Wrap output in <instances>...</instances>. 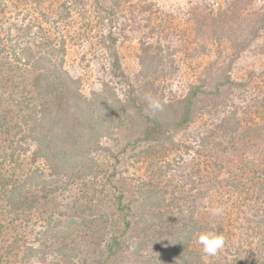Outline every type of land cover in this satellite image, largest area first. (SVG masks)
<instances>
[{
    "label": "rangeland",
    "instance_id": "1",
    "mask_svg": "<svg viewBox=\"0 0 264 264\" xmlns=\"http://www.w3.org/2000/svg\"><path fill=\"white\" fill-rule=\"evenodd\" d=\"M0 1V39L3 42L10 43L8 33L15 34L21 41L20 28L25 34L33 33L34 41L27 38L35 43L31 47L50 56L51 64L59 63L61 69L77 81L83 95L101 93L109 100L123 98L128 82L136 94L141 92L145 103L147 97L157 100L160 95L181 98L187 86L198 83L199 79L211 84L226 64L220 57L233 52V44L247 34L264 10V0H130L115 15L116 50L123 79L112 74L109 52L100 41L108 26L105 12L95 0ZM111 2L102 0V5L108 8ZM26 26L30 30L27 31ZM12 43H16L15 39ZM235 57L231 75L235 81L249 85L246 95L252 99V108L244 99L242 101L247 104L251 119L248 126L252 131L244 129V135L235 136L228 128L230 110L223 106L218 110L211 102L201 103L194 111V122L189 130L172 136L174 142L162 146L136 143L124 153L121 149L137 139L140 130L132 122L124 121L117 126L115 121L101 139V145L110 151L94 153L96 177L74 170L55 175L38 193V210H31L25 217L20 211L6 216L0 213V224L16 226L15 231L10 225L9 230H3L4 235H0V264L20 263L25 246L35 251L30 253L32 256L22 258L25 264H95L106 240L122 230V215L115 207L119 193L131 206L133 216L127 218L129 229L121 239L120 250L109 260L110 264L153 260L159 264H176L170 257L159 255L178 236L177 229H185L180 215L183 222L193 216L190 226L196 229V234L211 231V226L222 222L224 231H229L231 242L226 246L234 249V264H252L257 255H261L258 246L264 240V227L248 224L245 217L251 214L235 220L232 205L238 202L237 195L235 200L225 201L231 204L226 213L215 217L210 214L211 209L222 206L218 203V188L235 180H249L253 177L249 169L264 167V115L260 109L256 111L264 95V79L258 78L264 77V33L248 50ZM119 107L117 104L118 114ZM125 114H119L122 120ZM213 129L221 137L220 144L218 139L212 142L220 145L219 152L210 150L203 141ZM18 144L19 148L14 151L18 159L16 165L26 171L34 145L23 138ZM118 153L119 160L115 161L111 154ZM213 162L219 167L211 169ZM113 165L116 167L112 176ZM241 168L245 171L234 178L233 174ZM143 188L160 191L164 195L163 207L153 209L152 213L142 210L137 195ZM262 195L264 192L260 193ZM51 215L59 223L48 224ZM149 221L153 224L146 226ZM11 232L17 235H10ZM246 237H250V245L244 242ZM14 239H19L15 245L20 249L12 251L6 245L9 242L3 241ZM184 249L194 264H210L196 240ZM222 255L221 250L214 258L221 259ZM223 262H226L224 258Z\"/></svg>",
    "mask_w": 264,
    "mask_h": 264
},
{
    "label": "trees",
    "instance_id": "2",
    "mask_svg": "<svg viewBox=\"0 0 264 264\" xmlns=\"http://www.w3.org/2000/svg\"><path fill=\"white\" fill-rule=\"evenodd\" d=\"M128 1L130 0H112L107 8L102 5V0H95L96 4L105 12L104 18L108 26L107 32L101 35L100 41L105 44V48L109 52L112 74L123 79L121 60L116 50L118 39L115 35L117 25L115 15L117 10L122 9ZM65 3L66 1L62 2L64 7H66ZM1 6L2 1H0V8ZM227 8L231 9L229 6ZM25 29L30 30L27 26ZM263 33L264 10L247 34L233 44L232 55L220 57L226 64L211 84L208 85L205 79H199L198 83H190L187 86L186 92L181 98L171 99L160 95L157 100L163 104V109L155 115L147 110V103L143 102L145 97L141 95V92L136 94V90L128 82L127 94L123 98L113 97L109 100L108 96L101 93H94L91 96L83 95L78 89L77 81L71 79L67 72L61 69L59 63L51 64L50 56L31 47L34 41L33 33L25 34L20 28L18 35L22 37L21 41L16 39L15 34L8 33L11 38L10 43L5 41L4 43L0 39V202H2L0 213L6 216L20 211V214L25 217L31 210H38V193L52 182L51 177L55 175L74 170V172L82 171L83 174H93L96 177L98 170L94 153L110 151L101 145V139L106 134V129L115 121L117 126L122 125L124 121L132 122L140 130V136L133 142H128L121 149V152L124 153L135 147L136 143H155L162 146L167 142H174L172 136L189 130L194 122V111L201 103L211 102L212 106H218V110L220 106L230 110L228 111L230 114L228 128L229 131H234L235 136L244 135V129L252 131L253 129L248 126L251 119L247 114V104L250 109L252 108V99L250 96L248 98V94L246 95L249 85L235 81L232 78L231 70L235 56L248 50ZM28 37H31L33 41L27 39ZM14 39L16 43H12ZM218 40L220 39L218 38ZM252 75H249L251 79ZM258 78L264 79L263 76H258ZM153 91L155 92L154 89ZM243 99L247 102L246 105L243 103ZM117 104L120 106L119 114L126 112L123 120L117 113ZM31 105L33 106L30 107ZM259 109L264 115V95L263 101L256 111ZM26 130L27 132L24 133ZM215 130L210 131L203 141L207 144L205 146L209 145L210 150L219 152L218 146L220 145L212 144L217 139L220 144L221 140ZM12 131H14L13 135ZM22 138L28 139L30 145H34L31 157L28 158L29 162H26V171L24 168L19 169L21 165L19 167L16 165L18 159L14 155ZM210 138L212 139L210 140ZM118 155L119 153L111 154V157L118 161ZM113 166L112 176L115 175L116 167ZM218 167V163L215 162L211 165V169ZM243 171L245 170L242 168L238 169L236 174H233L234 178H237L235 175L242 174ZM248 172L253 176L249 177V180H235L227 186L218 188V203H222L220 209L226 213V209L231 207V204L226 203L231 199L235 200L234 196L237 195L238 202L236 201L232 205L235 210V220L251 214L249 218L245 217L246 222L253 223L257 227H264V205L262 206L264 196H260V193L264 192V167L256 166L249 169ZM137 200L140 202L142 210L151 213L153 209H160L165 204L164 195L160 194V191L156 192L150 188L139 189ZM115 207L122 215V230L119 235L114 234L106 240L95 264H110L109 260L120 250L121 239L129 229L130 222L127 218L133 216V213L131 206L124 202L122 193L115 197ZM253 207L255 208L253 209ZM52 216L48 218L50 225L57 222L53 220ZM192 218V215L189 216L186 223L183 222L180 215L181 226L185 229L181 230V227L177 229L180 233L159 256L170 257L176 264H194L191 257L185 254L186 249H184L196 240V229L190 226ZM140 219L146 221L144 217H140ZM151 224L153 222L149 221L146 226ZM10 225L12 226L11 230L15 231L16 226L12 223L6 226L0 224V235H4L3 230L8 231ZM211 231L221 234L225 243L221 259L208 256L210 264H234V249L226 246L231 242L229 231H224L222 222L211 226ZM58 233H61V230ZM10 235L17 234L11 232ZM244 240L250 245V237H246ZM18 241L19 239L17 241L14 239L3 241V243L9 242L6 245L14 251L20 249L16 246ZM258 247V252L261 255L259 257L257 255L252 264H264V240H261ZM8 252H10L9 249ZM34 252L31 246H25L21 252L22 258L24 259L25 256L30 253L34 254ZM61 253L67 255L63 251ZM31 254L29 256H32ZM22 258L20 263L7 261L3 264H25ZM223 258L226 262L221 263ZM139 264L159 263L153 260Z\"/></svg>",
    "mask_w": 264,
    "mask_h": 264
},
{
    "label": "clouds",
    "instance_id": "3",
    "mask_svg": "<svg viewBox=\"0 0 264 264\" xmlns=\"http://www.w3.org/2000/svg\"><path fill=\"white\" fill-rule=\"evenodd\" d=\"M147 110L155 115L162 111L163 104L153 98L147 97ZM210 214L215 217L222 214V209L214 208L210 210ZM196 243L200 245L201 251L206 256H216L224 247V237L215 231H206L195 234Z\"/></svg>",
    "mask_w": 264,
    "mask_h": 264
}]
</instances>
